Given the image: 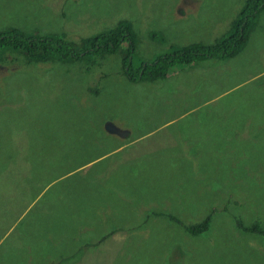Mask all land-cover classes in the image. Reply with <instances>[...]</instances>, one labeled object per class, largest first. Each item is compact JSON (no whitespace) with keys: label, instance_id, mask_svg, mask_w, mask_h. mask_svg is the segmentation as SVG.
I'll return each mask as SVG.
<instances>
[{"label":"rangeland","instance_id":"obj_1","mask_svg":"<svg viewBox=\"0 0 264 264\" xmlns=\"http://www.w3.org/2000/svg\"><path fill=\"white\" fill-rule=\"evenodd\" d=\"M244 6L0 0V30L80 41L126 21L136 66L214 44ZM262 11L235 57L176 65L164 79H127L130 43L102 58L0 64V264L72 253L76 264H264V237L235 226L264 221ZM26 145L38 167L25 171ZM208 214L207 230L185 232Z\"/></svg>","mask_w":264,"mask_h":264},{"label":"trees","instance_id":"obj_2","mask_svg":"<svg viewBox=\"0 0 264 264\" xmlns=\"http://www.w3.org/2000/svg\"><path fill=\"white\" fill-rule=\"evenodd\" d=\"M246 5H253L256 14L264 10V1L262 0H245ZM245 6L242 10L243 14L239 15L241 19L234 29L214 44L178 48L168 54L159 56L151 63L141 62L136 66H133L132 59L134 40L132 39L130 25L126 21H121L114 29L84 37L80 41L68 40L62 32L40 34L33 31V33H29L28 30L9 26L0 30V55H2L0 56V64L14 62L20 58L34 63L79 61L94 54H99L101 56L99 58H102L104 55L117 52L119 46H128L130 43V48L123 52L122 61L123 74L127 79L133 82H142L146 79H164L170 72L174 71L176 65L184 66L202 60L235 57L247 43L248 18L256 15L254 13L245 15ZM244 19L247 20L244 21ZM243 22L244 24H242ZM27 147L28 145L23 149L26 158L25 171L30 166L38 167L35 154L29 158L25 156ZM212 212H214V209H212ZM169 216L173 221L178 222L172 215ZM211 216L208 214L195 224H183L185 232L193 235L201 234L209 228ZM235 226L244 232L249 230L252 234L264 237V221H256L251 225H245L237 218L235 219ZM104 238L105 236L101 237L98 242ZM78 259L76 254L72 253L57 262L47 264H76Z\"/></svg>","mask_w":264,"mask_h":264},{"label":"water","instance_id":"obj_3","mask_svg":"<svg viewBox=\"0 0 264 264\" xmlns=\"http://www.w3.org/2000/svg\"><path fill=\"white\" fill-rule=\"evenodd\" d=\"M110 126H111V125H107V126L104 127V129L107 130V131H109V130H111V127H110ZM111 132H112V131H111Z\"/></svg>","mask_w":264,"mask_h":264}]
</instances>
